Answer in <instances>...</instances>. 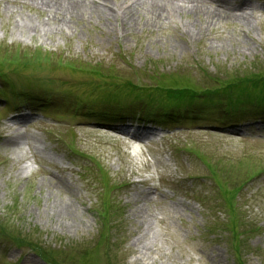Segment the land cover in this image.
<instances>
[{
    "label": "rangeland",
    "instance_id": "374dc122",
    "mask_svg": "<svg viewBox=\"0 0 264 264\" xmlns=\"http://www.w3.org/2000/svg\"><path fill=\"white\" fill-rule=\"evenodd\" d=\"M231 1H245L244 17L181 5L179 13L140 17L131 28L86 16L62 32L49 25L44 35L14 29L17 18L7 15L40 21L44 14L34 18L35 10L0 1V264H45L29 245L54 264H235L233 242L220 229L227 205L211 174L227 197L236 190L246 231L237 244L241 261L264 264V109L245 105L239 118L214 119L226 98L219 87L230 85L234 95L240 82L255 94L246 82L264 76V0ZM24 59L39 66L21 69ZM170 86L199 96L190 107L194 119L182 108L164 116L141 109L158 96L152 91ZM11 88L19 98L10 97ZM207 90L219 107L204 102ZM109 94L124 98L126 122L153 120L155 137L105 135L99 127L128 126L117 103L103 101ZM26 111L33 117L9 122ZM175 112L191 119L174 122ZM49 175L73 191L57 189ZM100 199L113 207L104 224Z\"/></svg>",
    "mask_w": 264,
    "mask_h": 264
},
{
    "label": "bare ground",
    "instance_id": "6f19581e",
    "mask_svg": "<svg viewBox=\"0 0 264 264\" xmlns=\"http://www.w3.org/2000/svg\"><path fill=\"white\" fill-rule=\"evenodd\" d=\"M5 4L16 6L19 4L21 8L35 10L36 14L34 18L42 13L45 15L46 20L35 21L30 15H22L13 13L12 10L7 14L13 15L17 20H12V27L16 30H22L32 34H47L50 32L49 25H54L58 28V32H62L68 29L70 24L74 21H79L81 18L96 16L98 20H105L108 23L113 22L117 25L131 28L132 25L140 20V17L145 21L159 19L162 15L170 16L172 13H179L183 9L189 11L202 10L206 8L213 14H219V16H239L244 17V13L249 7L245 2L236 3L231 0H0ZM180 4V5H179ZM215 7H211V6ZM184 9V10H185ZM3 12L8 10L3 9ZM19 17V18H18ZM113 24V25H114ZM52 27V26H51ZM53 28V27H52ZM101 35V33L99 32ZM23 118V117H22ZM20 118V119H22ZM103 130L105 135L107 134L111 138H115L117 135L128 136L130 140L135 141H147L148 135H145L138 130L130 128H116L99 127ZM53 180L54 187L68 186L69 191H73L70 188V183L66 182L62 177L49 175ZM57 188V189H58ZM150 191L145 190L140 193V199L145 202L149 200ZM154 201V196L152 197ZM69 206L68 203H65ZM176 206L180 205V202L175 203Z\"/></svg>",
    "mask_w": 264,
    "mask_h": 264
},
{
    "label": "trees",
    "instance_id": "16d2710c",
    "mask_svg": "<svg viewBox=\"0 0 264 264\" xmlns=\"http://www.w3.org/2000/svg\"><path fill=\"white\" fill-rule=\"evenodd\" d=\"M240 83V82H239ZM238 85L236 86V88L234 90L238 91V94L235 96L234 99H231V86L227 85V87L225 88H221L220 92H222L226 98L224 103L227 105H232V104H238L239 102H256L257 107L262 106V104L264 103V76L263 77H256V78H250L248 80L247 85L249 84L252 87H256V91H258L256 94H251L250 90L248 91H242L241 87ZM191 89H186L184 91H181L180 89L174 88L173 86H170L168 88H166L164 91H161V94H165L168 96V99L172 100V101H177V100H185L186 104H190L193 105L195 104L197 101V99H199V96H196L194 92H190ZM216 89L213 90V93H216ZM209 92L208 90L206 91V93ZM211 92L207 93V95L203 96V99L205 103H211V104H215L218 105L222 102H220L219 100L216 101L214 100L211 96H209ZM212 93V94H213ZM218 97H222V96H218ZM217 97V98H218ZM250 97V98H249ZM243 102V103H244ZM201 104L204 105L203 102H201ZM229 194H236V190L231 191ZM235 211V212H234ZM227 215V222L224 223L220 229L222 232H226L228 235V240L233 242V245L231 246V250L230 251L232 253V256L234 257V262L235 264H243L241 261V257L243 256V252L242 249L239 247V249L237 248V244H239L240 242H242L245 237H246V231H243V227L244 224L242 223V221L240 220L239 214H237L236 211V207H228V212H226ZM100 236V240H102L103 234H99ZM245 242H243L242 244H244ZM241 246V244H240Z\"/></svg>",
    "mask_w": 264,
    "mask_h": 264
}]
</instances>
